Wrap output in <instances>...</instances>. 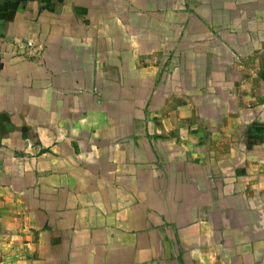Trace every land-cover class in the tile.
<instances>
[{
	"label": "crops",
	"instance_id": "0c3cea01",
	"mask_svg": "<svg viewBox=\"0 0 264 264\" xmlns=\"http://www.w3.org/2000/svg\"><path fill=\"white\" fill-rule=\"evenodd\" d=\"M0 264H264V0H0Z\"/></svg>",
	"mask_w": 264,
	"mask_h": 264
}]
</instances>
